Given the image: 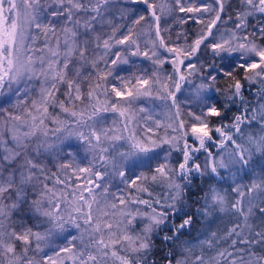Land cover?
<instances>
[{
    "label": "snow or ice",
    "instance_id": "1",
    "mask_svg": "<svg viewBox=\"0 0 264 264\" xmlns=\"http://www.w3.org/2000/svg\"><path fill=\"white\" fill-rule=\"evenodd\" d=\"M130 2L145 5V11L150 12L156 22V34L159 36L161 16L157 15V5L149 0ZM112 3L113 0H0V95L5 92L17 97L23 95L24 100L18 99L17 107H24L27 101L31 105L25 108L28 118L10 115L8 121H0V264H68L69 261L71 264H149L148 256L153 250L152 237L165 227L171 235L165 233L162 239L165 242L177 241L186 230L190 234L200 217H209L214 211L226 212L229 208L242 218V222L234 224L223 237L211 232L200 242L199 254L194 251L196 245L192 240H184L180 252L182 258L175 259V264H264V222L260 225L250 223L257 212L264 217V207L251 202L247 207L244 205L247 194L264 192V175L259 181L254 180L251 186H244L247 193L237 186L234 191L238 193L239 199L230 205L225 195L213 189L210 197L206 194L203 198L202 208L191 213L185 210V189L190 186L191 173L204 174L199 163H192L193 159L201 150L207 151L208 144L216 142L214 133L220 134L218 147L224 148L225 142H229L234 148L219 159L214 158L210 151L207 152L204 171L210 168L211 173L216 175H219V169L230 170L235 167L237 171H242L249 166L253 152L264 154V135H249L246 140L248 147L238 144L233 138L239 136L243 139L242 125L249 127L259 123L264 131V104H259L255 109L245 106L241 115L233 117L232 123H223L237 98H241L244 103L242 95L245 85L237 78L239 73H243V81L247 84L258 85L254 95L264 100V19L258 22L252 32H248L249 17H264V0H239L240 10H237L235 20L229 17L235 28L228 33L227 39L222 33L218 41L213 29L221 21L225 0H212L211 3L206 0H172L188 20L197 22L199 16V23L204 24L203 15L212 13H215V18L204 25L206 31L201 29L196 33V39L191 44L182 48H167L173 64V73L167 81L161 84L155 73L152 77H133L135 83L132 89H128L123 80L116 77L121 87L115 84L111 87L114 102L109 104L105 101L103 108L93 104L90 114L87 107L77 112L65 106V101L59 100L57 93L62 86L67 88L63 95L74 108L76 101L83 103L84 99H97L98 93L109 95L104 83L118 70L116 66L127 64L131 56L143 55L152 59L154 65L167 62L166 59H160L156 51H152L151 55L149 52L141 53L139 44L133 38V27L144 21L145 16L140 15L129 26L116 27L109 18L112 16ZM160 11L165 13L164 3L160 5ZM167 11H171V8ZM49 15L63 20L59 29L52 19H49L48 24L43 23V19H48ZM124 15L125 10H121V18ZM180 22L186 21L182 18ZM97 26H111V34L97 32ZM123 27H127V34L121 33V38L117 39V33ZM237 32L248 34L237 36ZM38 35L45 37L41 49L34 47ZM209 38H212L210 44ZM53 39L54 46L51 44ZM257 39L261 42L257 43ZM117 46H124L121 51L125 55L122 56L121 51H111ZM202 46L211 51L210 58L204 61H200L198 56ZM160 47H165L163 38ZM111 55L115 58L109 59ZM194 57L198 64L192 63ZM101 65L106 69L103 75L100 74ZM181 68L187 70V75ZM89 69L95 71V82ZM192 78L201 83L195 84ZM220 79L228 81L223 90L217 87ZM33 82L41 85L38 100L31 98V93L35 91ZM185 84L190 89L184 103L188 109L187 120H174L175 127L172 124L166 126L179 135L167 140L153 139L150 135L137 139L134 132L125 137L114 135L115 129L100 127L103 119L101 114L111 110L124 117L122 130L127 129L133 122L131 115H127L131 104L139 96H151L156 85L162 89L157 99L167 103L170 98L171 106L177 109L174 116L180 117L176 93H182V85ZM85 85L88 88L86 96L83 91ZM220 95L224 96L223 101L219 99ZM57 104L71 119L66 123L56 121L62 124V128L49 129L45 123L51 118L48 109ZM125 104L129 106L127 109L123 107ZM139 111L144 113L146 109L141 108ZM217 120L221 123L217 124ZM156 126L159 127V122H156ZM62 131L66 133V139L75 137L82 142L86 152L93 155L88 167H74L71 162L59 164L58 171L65 173V179H59L56 173L48 176L46 165L38 162L42 152L55 149L53 144L47 142L49 133L55 136ZM151 131L149 128L148 132ZM122 140L128 141L126 147L116 144V141ZM197 143L198 147L195 146ZM165 144L169 146L167 151ZM65 146L72 147L71 144ZM117 147L124 150L113 155ZM173 148L183 154L182 162H178V172L176 167H170L167 163ZM161 152L165 153L163 159L166 162L157 164L151 179L155 182L160 177L170 181L168 187L171 194L164 200H145L138 195L134 197L130 192L109 193L108 186L104 184L107 177L118 175L122 183L131 186H136L138 181L143 183L147 180L144 173H133L135 178L129 181L122 169L132 171L149 167L150 162L157 160ZM98 165L104 171L94 170ZM81 174H86L85 183H76L75 180H79ZM173 175L185 183H177ZM49 181H52L53 187H49ZM57 185L60 186L59 190ZM136 191L147 192L148 189L137 187ZM109 195L113 201L111 203L108 202ZM29 196L35 198L29 200ZM101 198L104 208H101ZM5 200H11L12 203L5 204ZM259 203L264 204V199ZM25 204L29 205V214H35L47 223L48 227L43 233L33 232L29 227L16 231L5 224L11 212ZM141 206L144 211H141ZM117 214L119 219L114 226L112 221ZM137 220L143 223L139 232L134 229ZM73 228L78 235L71 236L67 245L55 252L54 257L45 254L41 260L26 259L29 251L42 252L41 244L50 237L65 232L71 235L68 230ZM64 238L67 239V236ZM221 240L230 243L228 247L216 250ZM19 242L24 246L22 255L16 253V244ZM33 242L35 249L31 248ZM213 251L215 255L210 254ZM61 253L64 255L61 256ZM9 254L11 259L8 258ZM165 259L168 264H173L168 256Z\"/></svg>",
    "mask_w": 264,
    "mask_h": 264
},
{
    "label": "rangeland",
    "instance_id": "2",
    "mask_svg": "<svg viewBox=\"0 0 264 264\" xmlns=\"http://www.w3.org/2000/svg\"><path fill=\"white\" fill-rule=\"evenodd\" d=\"M149 2L155 3L157 5V10H158L157 15L161 16V19L159 21V28H160L159 36L156 34V22L154 18H151V16L147 13V11H145V5H143L142 3L134 4L131 3L130 0H113L112 5H110L112 16L109 18L113 20L114 26L120 27L121 25L129 26L132 24L133 20L137 19L140 15H144L145 20L141 21L140 24L135 25L133 27V34H134L133 38L136 39L137 43L139 44V50L141 53L149 52V54L151 55L152 51H156L160 54L159 58L166 59L167 62L164 63L163 65H154L152 59H149L143 55L131 56L129 57V62L127 64H119L118 66H116L118 70L114 71L112 76L108 77L107 82L104 83V87H107L109 89V95L105 96L98 93L97 99H92V100L84 99L83 103H81L80 101H76L75 106L73 108L72 105H70L69 102L67 101L65 95H63V93L67 92V88L65 86H62L60 88V92L57 93V96L59 100L65 101V106H68L72 108V110H76L78 112L84 110L87 107V110L90 114L91 105L95 104L96 107L103 108L105 107V101H108L109 104L114 102L113 94H111L110 91L111 87L113 84H115L117 87H121L120 80H117L116 77L121 78L124 82L125 87L128 89H132V86L135 83L134 79H132L133 77H138V76L152 77L154 73L156 76L160 78V83L163 84L164 82L167 81L168 77L173 73V64L171 63L172 57L167 54V48H182L186 46V44H191L193 40L196 39V33L199 32L201 29H204L206 31L207 29L204 27V25L210 23L211 19L215 18V13H212L211 15L205 14L202 17L204 24H201L199 23L201 17L199 16L197 17V22L188 20L184 13L179 12L178 7H176L172 3V0H149ZM206 2L211 3L212 0H206ZM162 3H164L166 7V11L163 14L160 11V5ZM168 8H171V11H167ZM121 10H125V15L123 18H121ZM237 10H240L239 0H225V11L224 13L221 14V21L218 22V25L213 29L214 37L217 41L219 40L222 33L224 34V38L227 39L228 33H230L235 28V25L232 22V20H235ZM229 17H232V20H229ZM182 18L186 21L185 23L180 22ZM49 19H52L57 29H59L63 24V20H57L55 18H51L50 15L48 19H43V23L48 24ZM261 19H264V17H260L258 15L249 17L248 19L249 33L254 30V27L258 24V22ZM111 31H112L111 26H105L104 28H100L99 26H97V32L111 34ZM121 33L126 35L127 27H123L120 29V32L117 33V37H116L117 39L121 38ZM246 34L248 33L245 32L236 33L237 36H243ZM104 38H107V36H104ZM161 38H163V43L165 47H160ZM211 42H212V38H209L208 43L210 44ZM256 42L260 43L261 41L257 39ZM44 43H45V37L43 35H38L34 47L37 49H41L43 48ZM51 44L54 46L55 44L54 39L51 41ZM154 44L156 45L155 48H154ZM123 47L124 46H117L114 47L111 51L115 53L116 51H121V48ZM121 55L122 56L125 55V52L121 51ZM198 56L200 58V61H204L205 59L210 58L211 56L210 48H206L202 46L201 51L198 53ZM114 58H115L114 55H111L109 57V59H114ZM192 63L198 64L199 62L194 57L192 59ZM177 67L180 66L177 65ZM89 71L92 72L93 82H95V71L91 69H89ZM105 71L106 69H104V66L101 65L100 74L103 75ZM181 71L185 75H187L186 69L181 68ZM241 74L243 75V73ZM85 75H88V72H85ZM176 78L178 79V76ZM192 79L194 80L195 84L201 83V81L198 79L195 78ZM129 80H132V82L129 83L128 82ZM32 87L35 88V91L31 93V98L38 100L39 99L38 93L41 85L39 83L33 82ZM83 91L86 96V93L88 91L87 85L83 87ZM161 92L162 89L160 88V85H156L152 89L151 96H139L136 98V100L131 104L130 111L127 113V115H131L133 121L128 125L127 129L122 130V125L125 123L124 117H121L119 113H113L111 110H109L107 113L101 114L103 119L100 123V127L115 129V132L113 133L114 135H123L125 137L129 136L130 133L134 132L137 139H141L146 135H150L153 139L162 138L167 140L173 136L179 135V133L172 132V130L170 128H167L166 126L172 124L173 127H175V124L173 123L174 120L176 121H178L179 119L187 120L186 113L188 109L184 107V103L187 100L190 89L185 84L182 85V93L180 92L176 93L177 106L179 107V110L181 112L180 117L174 116V113L176 112L177 109L171 106L170 98L167 103L164 102L163 100L157 99V96L160 95ZM18 99L24 100L23 95L17 97L15 95H12L10 92H5L3 95H0V121H8L10 115L11 116L21 115L24 118H28L26 116L25 108H30L31 106L30 101H27L24 107H17ZM123 107L127 109L129 106L125 104ZM52 108L53 107H49L48 109L49 113L51 114V118L47 119L45 123L49 129L62 128L61 123L56 122V121H62V119L59 117V115L57 117V115L51 112ZM54 108L56 109L57 113L59 111H62L58 104ZM141 108L146 109V112L141 113L139 111ZM146 120L148 121L147 123L145 122ZM156 122H159V127L156 126ZM149 128L152 129L151 133L148 132ZM65 137H66V133H64L63 131L57 133L55 136L49 133V139L47 142L53 144L55 146V149L47 153L42 152L41 155L39 156V161H38L46 165L48 169L47 175H49V173H59L60 179H65V173L58 171L59 164L71 162L73 163L74 167L76 165H79V167H88L89 161L93 159L92 153L86 152L85 147L82 145L81 141L77 140L75 137H72L70 139H66ZM122 143L128 144V141L127 140L116 141L117 145H120ZM188 143L191 144L192 141L189 140ZM33 144H35V141L33 142ZM67 144H71L72 147L71 148L66 147L65 145ZM164 148L165 151H167L169 146L165 144ZM222 153H225L224 148L219 147L216 151V154H213V157L219 159ZM164 155L165 153L161 152L160 157L157 160L151 161L149 167H139L133 169L132 171H128L127 168H123L122 170L125 171L127 180L130 181L135 178V175H140L141 173H144L147 179L151 178L152 175L155 174L154 170L157 164L166 162L163 159ZM175 156L179 157L178 159L180 158L181 160L183 159L182 152L173 148L171 150L169 160L167 161L170 167H176ZM206 157H207V152L205 153L203 152L201 153V155H199L198 159L196 160L195 158L193 159V164L199 163L201 165V171L203 173H209L210 171V168L207 171H204V162ZM108 167L110 171L111 166L109 165ZM229 171L232 173V175H234L233 173L235 172L241 173L243 170L237 171V168L234 167ZM177 172H178V168H177ZM133 173H135V175H133ZM232 175L230 176L232 177ZM85 176L86 174H81L79 180H75V177L73 179L75 180L76 183L83 184L85 183ZM173 179L177 183H182L181 179H178L175 175H173ZM157 181L163 183L167 188H169L168 184L170 183V181L160 177L157 178ZM104 184L108 186L110 194L111 193L127 194L130 192L134 197L138 193L136 191L137 187H143V183H141V181H138L136 186H131L130 184L122 183L121 178L118 175H111L107 177L104 180ZM251 184L249 186H251ZM237 186H240V189L243 191L244 186H242L240 182L234 183V189H236ZM49 187H53V183L51 181H49ZM56 187L57 190H59L60 186L57 185ZM214 189L220 191L221 194L224 195V193L220 189L218 188H214ZM245 193H247V191ZM259 193L252 192L251 194H247L244 197L245 207H247L249 202L258 204L259 206L263 207L262 204L259 203V201L261 200ZM236 194H237V198H236L237 200L239 199V196L237 192ZM34 198H35L34 196H29V200ZM108 202L109 203L113 202L111 195H109L108 197ZM4 203L10 204L12 203V201L5 200ZM228 203L229 205L231 204L229 201ZM101 208H104L103 198H101ZM28 209H29V205L27 204H25L22 207H17L11 212L10 219L5 221V224L10 225L11 228H14L16 231H21L22 227H29L32 228L33 232L43 233L45 229L48 227L47 223L44 222L43 218L38 219L35 216V214H29ZM104 210L109 212L111 211L110 209H106V208ZM141 211H144L142 206H141ZM219 213L220 215L218 216L217 219L221 220V222L223 223H228L230 219H236L233 225L242 222V218L238 217V215L234 213L230 208L226 212H219ZM118 219H119V215L117 214V216L112 221L114 226ZM253 222L255 223L254 218L250 220V223ZM142 227H143V223H141L139 220H137L134 223L135 232H139L140 228ZM231 227H227L224 231H222V233L219 234L217 233L218 236L223 237L226 234L227 230ZM68 231L71 233V235H68L67 232L55 234L53 237H50L47 242L41 244L42 252L35 253L34 251H29L26 259L34 258L36 260H41L44 258L45 254L47 256L54 257L55 252H58L60 248L65 247L67 245V240H70L71 236L78 235V232L74 228L69 229ZM209 235L210 233L192 242L194 245H196V247L194 248L196 254L200 253V247H199L200 242L205 240ZM65 236H67V239L64 238ZM228 243H230V241H228L227 243L222 240L218 241V248L216 250L228 247ZM23 247L24 246L22 242L16 244L17 255L23 254L22 253ZM31 248L35 249L34 242L31 245ZM229 251H231L230 248ZM180 252H181V247L176 249L175 259L182 258L180 256ZM210 254L215 255V251H213ZM63 255L64 254L61 253V256ZM8 258L9 259L12 258L11 254H9ZM0 259H2V257H0ZM68 264H71V262L69 261Z\"/></svg>",
    "mask_w": 264,
    "mask_h": 264
},
{
    "label": "trees",
    "instance_id": "3",
    "mask_svg": "<svg viewBox=\"0 0 264 264\" xmlns=\"http://www.w3.org/2000/svg\"><path fill=\"white\" fill-rule=\"evenodd\" d=\"M158 12V10H157ZM147 13L150 15V12L147 11ZM238 79H241L242 83L245 85V89L243 90L242 99L244 103L241 102V98H237L235 103L230 106V110L227 112V117L223 121V123L230 124L233 122V117L236 115H241L245 106L248 108L255 109L259 106V104H264V100H261L257 95H254V93L258 90L257 84H247L243 81V75L241 73L238 74ZM228 81L226 79H220L217 83V87L223 88L226 86ZM220 100H224V96L220 95ZM76 111V110H75ZM51 112L55 115H59V117L62 119L63 122L70 121V116L68 114L63 113L62 111H59L57 113L55 108L51 109ZM78 112V111H77ZM251 115V113H249ZM217 124L221 123V121L217 120ZM62 127V124H61ZM242 127L243 132V139H241L239 136H234L233 138L236 140L238 144H242L244 147H248V144L246 143L247 137L249 135L254 136H260L264 135V131L261 130L259 123H253L251 126L246 127L244 125ZM234 131V130H233ZM229 134H232L231 132ZM213 139L216 141L215 143H210L206 146L207 151L201 150L200 152L195 154V160L199 158V155L201 153L205 152H211L212 154H216L218 147V144L220 143V134L214 133ZM226 147H224V152L221 155H227L228 152H230L234 145H232L229 142H225ZM120 145H123L124 147L127 146L126 143H122ZM104 146H107L105 144ZM198 147V143L195 145ZM124 150V148L117 147L115 151L112 153L113 155H116L119 151ZM111 151V150H110ZM220 155V156H221ZM176 157V156H175ZM176 157L175 165L178 168V162H182L181 158ZM193 163V162H192ZM191 167V166H190ZM97 168L100 171H104L102 168L100 169L99 165ZM97 169V170H98ZM219 175H216L215 173H204L203 175L199 173H191L189 179H190V186H188L185 196V204H186V211L189 213L195 211L197 208H202L204 204V197L206 194L210 196L211 190L214 188L220 189L224 195L226 196L227 200L230 203L235 202L237 198L236 191H234V183L240 182L242 186H249L254 180L259 181L262 175H264V154L253 152L252 154V160L249 164V166L244 169L241 173H232L229 170L226 169H219ZM48 172V171H47ZM53 173H49L48 176H52ZM59 173H56L58 176ZM232 175V177L230 176ZM60 179V174H59ZM55 179V178H53ZM52 182V181H51ZM181 184H184L185 181L181 180ZM142 183V182H141ZM143 187H147V192H139L136 194L139 198L145 199V200H153L155 198H159L161 200H164L165 197L169 196L170 189L167 188L163 183L158 182L157 180L155 182L152 181L151 178L147 179L146 181H143ZM243 191H247V188H243ZM261 199H264V192L259 193ZM264 207V204H262ZM220 215L219 211L212 212V215L209 217H200L195 226L192 228L190 234L188 231H185L184 235H181L180 239L177 241L172 242H165L162 237L167 233L168 235H171L170 232H168L167 227L163 229L162 232L154 235L153 239V250L148 256L149 264H168V261L165 259L166 256L169 257V259L173 260V264H175V258H176V249L180 248L182 246V242L184 240H192L195 241L199 238H202L206 236L208 233L216 232V233H222L227 227H231L233 223H235L236 219H230L228 223H223L221 220L217 219ZM255 223L254 225H260L262 222H264V217L260 216L257 212L254 216ZM211 221V223H209ZM180 220L177 219V223H179ZM197 238V239H193ZM172 254L169 256V254Z\"/></svg>",
    "mask_w": 264,
    "mask_h": 264
}]
</instances>
